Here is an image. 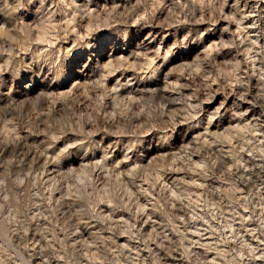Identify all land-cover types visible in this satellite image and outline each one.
<instances>
[{"label":"rangeland","instance_id":"374dc122","mask_svg":"<svg viewBox=\"0 0 264 264\" xmlns=\"http://www.w3.org/2000/svg\"><path fill=\"white\" fill-rule=\"evenodd\" d=\"M0 264H264V0H0Z\"/></svg>","mask_w":264,"mask_h":264},{"label":"bare ground","instance_id":"6f19581e","mask_svg":"<svg viewBox=\"0 0 264 264\" xmlns=\"http://www.w3.org/2000/svg\"><path fill=\"white\" fill-rule=\"evenodd\" d=\"M147 41V40H146Z\"/></svg>","mask_w":264,"mask_h":264}]
</instances>
